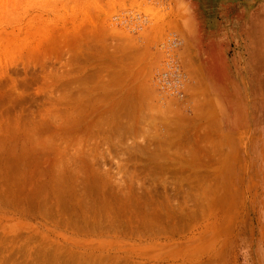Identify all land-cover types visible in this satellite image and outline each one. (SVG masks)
<instances>
[{"label": "rangeland", "instance_id": "1", "mask_svg": "<svg viewBox=\"0 0 264 264\" xmlns=\"http://www.w3.org/2000/svg\"><path fill=\"white\" fill-rule=\"evenodd\" d=\"M186 21L264 48V0H0V264H264V69Z\"/></svg>", "mask_w": 264, "mask_h": 264}, {"label": "crops", "instance_id": "2", "mask_svg": "<svg viewBox=\"0 0 264 264\" xmlns=\"http://www.w3.org/2000/svg\"><path fill=\"white\" fill-rule=\"evenodd\" d=\"M181 26L184 28L183 31L187 27V32H191L194 56L199 59L192 69H264V48L255 42L249 40L242 47L243 49L233 50L231 54L225 48H220L223 44L222 41H206L200 48H196L198 44H196L195 36L199 35L200 30L195 29L194 23L190 21L181 23ZM199 37L201 38L200 35ZM201 59L203 60L201 61Z\"/></svg>", "mask_w": 264, "mask_h": 264}, {"label": "bare ground", "instance_id": "3", "mask_svg": "<svg viewBox=\"0 0 264 264\" xmlns=\"http://www.w3.org/2000/svg\"><path fill=\"white\" fill-rule=\"evenodd\" d=\"M61 44H62V43H61ZM61 44H60V45H61ZM60 45H58V46H60ZM48 47H49V46H48ZM51 50H52V49H51ZM22 52H23V51H22ZM30 53H31V52H30ZM32 55H33V54H32ZM34 57H35V56H34ZM22 59H23V58H22ZM33 59H34V58H33ZM40 59H41V58H40ZM45 60H46V58H45ZM29 61H30V60H29ZM38 61H39V59H38ZM47 61H49V60H47ZM31 62H32V61H31ZM36 63H37V61H36ZM36 63H35V64H36ZM39 63H40V62H39ZM41 63H43V62H41ZM22 64H23V63H22Z\"/></svg>", "mask_w": 264, "mask_h": 264}]
</instances>
